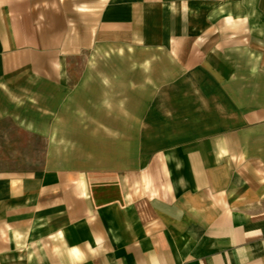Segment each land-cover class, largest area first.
Wrapping results in <instances>:
<instances>
[{
  "label": "crops",
  "instance_id": "1",
  "mask_svg": "<svg viewBox=\"0 0 264 264\" xmlns=\"http://www.w3.org/2000/svg\"><path fill=\"white\" fill-rule=\"evenodd\" d=\"M0 264H264V0H0Z\"/></svg>",
  "mask_w": 264,
  "mask_h": 264
},
{
  "label": "rangeland",
  "instance_id": "2",
  "mask_svg": "<svg viewBox=\"0 0 264 264\" xmlns=\"http://www.w3.org/2000/svg\"><path fill=\"white\" fill-rule=\"evenodd\" d=\"M46 144L44 141L34 143L25 142V166L28 168H41L44 163Z\"/></svg>",
  "mask_w": 264,
  "mask_h": 264
}]
</instances>
